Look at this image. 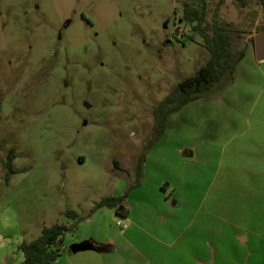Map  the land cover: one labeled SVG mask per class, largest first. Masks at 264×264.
<instances>
[{
    "label": "rangeland",
    "instance_id": "374dc122",
    "mask_svg": "<svg viewBox=\"0 0 264 264\" xmlns=\"http://www.w3.org/2000/svg\"><path fill=\"white\" fill-rule=\"evenodd\" d=\"M202 1L203 28H228L246 56L157 138L155 107L210 56L185 16L201 0H0V264H21L20 245L55 224L69 231L53 264H111L104 238L132 224L116 209L89 215L140 184L126 203L135 221L156 208L162 182L183 223L200 204L235 224L261 212L264 237V62L254 47L264 0ZM88 241L96 260L71 251Z\"/></svg>",
    "mask_w": 264,
    "mask_h": 264
},
{
    "label": "crops",
    "instance_id": "0c3cea01",
    "mask_svg": "<svg viewBox=\"0 0 264 264\" xmlns=\"http://www.w3.org/2000/svg\"><path fill=\"white\" fill-rule=\"evenodd\" d=\"M161 184L156 208L142 210V218L137 221L130 210L124 216L132 224L129 229L117 237L104 238L113 242L111 264H263L264 237L255 231L256 221L263 219L261 212L250 222L235 224L228 214L215 221L213 205L202 214L205 204H200L194 208L193 218L183 223L175 218L182 202L173 200L170 184L163 188ZM140 187L129 194L127 203ZM89 239L98 244V237ZM84 251L89 252L85 258L98 259L95 246Z\"/></svg>",
    "mask_w": 264,
    "mask_h": 264
},
{
    "label": "trees",
    "instance_id": "16d2710c",
    "mask_svg": "<svg viewBox=\"0 0 264 264\" xmlns=\"http://www.w3.org/2000/svg\"><path fill=\"white\" fill-rule=\"evenodd\" d=\"M225 0H221L223 3ZM186 20L195 25L205 39V47L210 56L208 61L202 65L194 74L182 80L173 91L164 99L154 111L155 134L161 137L167 127L171 114L179 112L185 105L198 100L201 95L210 90L220 82L226 75H233L238 64L245 58L246 50L235 51L232 46L231 31L215 21L212 33H208L203 25L206 23V3L201 0L196 8L186 9ZM15 156L9 157L6 165L10 172L15 173L13 161ZM143 161L139 164L138 174L142 175ZM9 181V178L8 180ZM128 193L104 198L96 204L89 216H92L101 208L116 209L124 216L129 212L126 206ZM68 216L78 219L74 211H68ZM85 218H80L79 221ZM69 231L65 225L55 224L52 227H45L42 235L32 242H23L20 249L24 254V261L21 264H53L62 255L63 238ZM92 246L90 243H84Z\"/></svg>",
    "mask_w": 264,
    "mask_h": 264
},
{
    "label": "water",
    "instance_id": "95a60500",
    "mask_svg": "<svg viewBox=\"0 0 264 264\" xmlns=\"http://www.w3.org/2000/svg\"><path fill=\"white\" fill-rule=\"evenodd\" d=\"M254 47L256 59L259 62H264V33H260L254 37ZM188 154V153H187ZM93 248L92 246H87L85 244H76L71 247L73 253H78L87 249Z\"/></svg>",
    "mask_w": 264,
    "mask_h": 264
},
{
    "label": "flooded vegetation",
    "instance_id": "af4514ba",
    "mask_svg": "<svg viewBox=\"0 0 264 264\" xmlns=\"http://www.w3.org/2000/svg\"><path fill=\"white\" fill-rule=\"evenodd\" d=\"M186 9H187V8H186ZM186 9H185V14H186ZM176 86H177V85H176ZM176 86H175V87H176ZM175 87H174V88H175ZM174 88H173V89H174ZM172 91H173V90H172ZM172 91H171V92H172ZM171 92H170V93H171ZM170 93H169V94H170ZM166 97H167V96H166ZM166 97H165L164 99H166ZM162 101H163V100H162ZM160 103H161V102H160ZM160 103H159V104H160ZM156 107H157V106H156ZM156 107H155V108H156ZM154 111H155V109H154ZM175 113H176V112H175ZM153 135L156 136V134H155V114H154ZM9 170H10V169H9Z\"/></svg>",
    "mask_w": 264,
    "mask_h": 264
}]
</instances>
